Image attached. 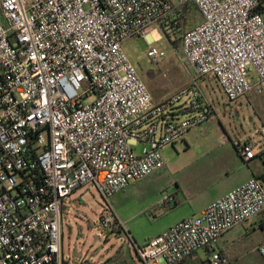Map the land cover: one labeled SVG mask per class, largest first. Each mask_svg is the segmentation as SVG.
Here are the masks:
<instances>
[{"label":"built area","instance_id":"1","mask_svg":"<svg viewBox=\"0 0 264 264\" xmlns=\"http://www.w3.org/2000/svg\"><path fill=\"white\" fill-rule=\"evenodd\" d=\"M190 2L202 21L182 36L181 55L195 76L155 102L123 44L149 41ZM157 41L148 57L160 63ZM208 76L231 102L264 96V0H0V264H65L64 208L89 185L111 210L102 228L123 229L111 199L211 119L199 85ZM263 151L238 146L245 163ZM263 212L264 180L252 177L136 255L180 264L204 249L209 264H231L221 237ZM257 252L264 261V241Z\"/></svg>","mask_w":264,"mask_h":264},{"label":"rangeland","instance_id":"2","mask_svg":"<svg viewBox=\"0 0 264 264\" xmlns=\"http://www.w3.org/2000/svg\"><path fill=\"white\" fill-rule=\"evenodd\" d=\"M199 19L193 18L188 30ZM153 30L149 36L161 38L152 46L166 52L160 63L150 62L151 46L144 38L127 40L123 50L150 92L154 95L163 87L165 96H169L191 83L195 70L182 60L181 48L172 46L163 25ZM199 85L213 108L211 119L163 149L165 166L161 170L131 183L111 199L125 232L102 228L101 217L111 210L93 186L79 189L69 199L62 224L67 264H144L136 255V247L191 215L187 200L202 204L208 198L227 194L244 179L249 163L239 158L237 146L252 140L259 149L264 148V96L251 94L231 102L213 76L201 78ZM141 150V146L136 148L137 154ZM251 222L247 229L236 227L221 242L231 264H264L256 251L262 233L254 230ZM208 259L203 249L182 264H209Z\"/></svg>","mask_w":264,"mask_h":264},{"label":"crops","instance_id":"3","mask_svg":"<svg viewBox=\"0 0 264 264\" xmlns=\"http://www.w3.org/2000/svg\"><path fill=\"white\" fill-rule=\"evenodd\" d=\"M154 31V30H153ZM152 31V33H154ZM153 37V38H152ZM161 38V37H160ZM160 38H158V40L160 39ZM146 40V39H145ZM148 40L149 41H152V40H156V38H154V36H153V34H152V36H148ZM147 41V40H146ZM149 41H147L148 43H149ZM152 94V93H151ZM249 95H251V94H249ZM249 95H247V96H249ZM255 95V94H254ZM152 96H153V99L155 100V102H160V101H162L163 99H165L167 96H165V94H164V89H163V87H161L159 90H156V94H152ZM246 96V97H247ZM248 141H251L252 143H254V145H256L255 144V142L254 141H252V140H248ZM240 145V144H239ZM238 147V146H237ZM261 150H264V148H262ZM238 152V151H237ZM238 155H239V153H238ZM239 158L242 160V158L240 157V155H239ZM258 159H261V161H260V163H256L257 162V160ZM242 162H244L243 160H242ZM249 163V165L247 166L248 167V169H246V173H245V177H244V179L240 182V183H238L237 185H236V187H238V186H241V185H243L245 182H247L249 179H251L252 177H258V178H260V179H262V180H264V156L263 157H256L254 160H252V161H250V162H248ZM236 189V188H235ZM234 190V189H233ZM232 191V190H231ZM230 191V192H231ZM229 193V192H228ZM227 193V194H228ZM227 194H225V195H227ZM225 195H218V196H214V197H211V198H208L204 203H202V204H200V203H197L196 201H192V200H187V204H189V206H190V208L192 209V214L191 215H189V216H187V217H185V218H183L182 220H184V219H187V218H190V217H197V216H200L201 214H202V212L212 203V202H214V201H216V200H218V199H220V198H222V197H224ZM184 203H186V202H184ZM119 220H121L118 216H116ZM122 221V220H121ZM250 221H253V223L251 222L250 224H252V226H253V228H254V230H260L261 231V233H262V236H261V238H260V240L257 242V245H256V251H257V247H258V245H260V243H262L263 241H264V212L263 213H261L260 215H258V216H256V217H254V218H252V219H250V220H248V221H246V222H244V223H242V224H240L239 226H243L245 229H247L248 228V222H250ZM178 222H176L175 224H177ZM175 224H172L170 227H172V226H174ZM169 227V228H170ZM238 227V226H237ZM168 228V229H169ZM236 228V227H235ZM234 228V229H235ZM125 227L122 229V228H119L118 230H121V231H124L125 232ZM234 229H232L231 231H233ZM167 230V229H166ZM165 230V231H166ZM231 231H229V232H227V233H225L222 237H221V239H220V241H219V249L221 250V251H223L226 255H227V252H226V250H224L223 248H224V246H221V242H223V240H224V237L227 235V234H229ZM156 236H158V235H155V236H152V237H149L147 240H146V242L148 241V240H150V239H152V238H154V237H156ZM234 244H231L230 246L232 247ZM135 252H136V249H135ZM207 254H208V252H206ZM197 255V253L193 256V257H191V258H194L195 256ZM208 256H209V254H208ZM227 257H228V255H227ZM261 257V256H260ZM261 259H262V257H261ZM263 260V259H262ZM185 261V260H184ZM208 261H209V259H208ZM264 262V261H263ZM183 263V262H182ZM182 263H180V264H182ZM65 264H67L66 262H65Z\"/></svg>","mask_w":264,"mask_h":264},{"label":"trees","instance_id":"4","mask_svg":"<svg viewBox=\"0 0 264 264\" xmlns=\"http://www.w3.org/2000/svg\"><path fill=\"white\" fill-rule=\"evenodd\" d=\"M193 18H200L198 23L202 21V15L199 9L196 7L194 3L190 2L183 6L178 7L173 19L163 24V28H164L163 31L170 38L169 40L171 41V44L174 48L176 49L181 48L182 36L188 30L190 22L192 21ZM172 37H174L175 39L173 40ZM263 156H264V151L258 155V157H263ZM114 231L121 232V230L118 229H114Z\"/></svg>","mask_w":264,"mask_h":264}]
</instances>
